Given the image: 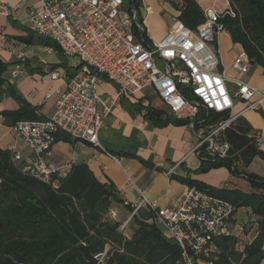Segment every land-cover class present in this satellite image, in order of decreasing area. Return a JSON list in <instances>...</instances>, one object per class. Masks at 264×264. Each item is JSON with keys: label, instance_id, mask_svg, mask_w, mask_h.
<instances>
[{"label": "built area", "instance_id": "built-area-1", "mask_svg": "<svg viewBox=\"0 0 264 264\" xmlns=\"http://www.w3.org/2000/svg\"><path fill=\"white\" fill-rule=\"evenodd\" d=\"M27 1L29 30L52 40L71 69L51 71L43 77L65 84L52 116L20 120L10 126L11 134L30 149L28 157L16 151L14 160L23 161V171L41 182L56 185L55 178L65 176L71 167L52 156L57 133L63 131L73 139L101 146L99 133L104 120L126 95L135 96L150 89L170 116L188 121L186 126L196 136L192 152L206 160L229 157L232 146L226 139V130L246 111L264 115V89L240 78H230L218 52L219 36L225 30L220 18L235 15L228 0L221 9L215 8V4L203 8L205 21L196 29L186 26L176 11L169 31L158 42H151L137 11L125 10L123 0ZM16 8L0 0V14L10 16ZM26 44L3 39L4 49L15 55H20ZM251 66L243 50L232 64L234 70L243 74ZM22 71L16 63L11 79ZM104 81L116 85L106 97L98 92ZM239 104L243 107L237 108ZM152 106L156 108L157 104ZM212 112L223 117L214 119ZM256 138L260 143L263 136L257 132ZM141 207L147 208L161 231L180 246L184 264H214L217 257L209 258L217 250L215 238L239 235L246 224L255 221L249 208L236 209L222 197L188 186L173 206L164 207L158 200L143 196L122 229L128 228ZM241 212L243 219L238 220ZM109 216L116 219L117 211L111 208ZM231 226L238 233L231 231ZM242 244L238 241L235 247L239 249ZM105 255L103 252L96 256L98 264L104 263Z\"/></svg>", "mask_w": 264, "mask_h": 264}, {"label": "trees", "instance_id": "trees-1", "mask_svg": "<svg viewBox=\"0 0 264 264\" xmlns=\"http://www.w3.org/2000/svg\"><path fill=\"white\" fill-rule=\"evenodd\" d=\"M228 1L235 15L226 14L220 22L233 44L240 46L254 66L264 71V0ZM123 2V7L131 4L143 21L142 0ZM172 4L186 26L196 29L204 23V9L198 0H174ZM35 37L52 42L33 32L20 39L32 43ZM8 70L9 64L0 57V102L13 96L19 103L18 108L1 112L3 124L10 127L20 120L44 119L35 105L16 94L7 77ZM146 116L158 125L188 123L150 105ZM212 117L219 119L223 115L212 112ZM256 133L248 121L240 118L226 130V139L232 146L229 157L202 158L195 170L208 172L227 166L233 175L248 180L251 191L217 188L190 176H173L183 184L230 201L236 209L249 208L255 217L241 234L215 238L217 250L209 258L217 257L214 264H262L264 260V177L244 169L255 158L264 159ZM56 140L76 139L59 131ZM15 153L0 147V264H98L96 256L103 252H106L103 264H184L180 246L161 231L147 208L138 209L131 219L138 227L130 236L125 233L122 224L109 216L110 209L120 202L116 196L118 189L111 181L101 182L87 164H73L65 176L55 178L54 185L26 174L23 161L14 160ZM128 209L132 213L135 207L128 205ZM254 228L253 239L243 241ZM238 241L243 243L239 249L235 247Z\"/></svg>", "mask_w": 264, "mask_h": 264}, {"label": "crops", "instance_id": "crops-1", "mask_svg": "<svg viewBox=\"0 0 264 264\" xmlns=\"http://www.w3.org/2000/svg\"><path fill=\"white\" fill-rule=\"evenodd\" d=\"M1 1L9 6L17 7L10 16L0 14V57L9 64L7 73L9 82L14 90V85L18 88L20 95L15 90L18 96H22L37 107L41 116L50 117L55 112L56 102L60 93L64 91L65 84L62 80L52 78L44 80L43 77L51 71L63 72L69 67L67 59L59 49L54 47L52 40L48 42L38 37H35L32 43H27L20 55L12 54L4 49V38L22 41L20 38L29 35L31 31L27 26L28 1ZM142 1L144 3L143 23L149 39L151 42H158L169 31L176 9L168 3L166 8L170 14L165 11V17H155V21L149 24L147 10H145L147 0ZM221 37L222 33L219 36L218 52L227 75L264 89L263 69L252 65L250 70L254 71L253 74L242 77L244 74L232 67L238 53L242 51L241 47L233 44V51L228 52L227 49L220 51ZM16 63L21 65L23 71L17 78L11 79V69ZM231 72H233L232 76L229 75ZM115 88L114 83L104 81L98 87V92L102 97H106L113 93ZM153 104H157L156 108L167 111L165 105H160V100L150 89L135 96H123L104 120V126L99 133L101 146L84 140L74 142L59 140L52 147V156L56 161L69 163L70 166L87 164L101 182L111 181L116 186L118 189L116 196L120 200L113 206V209L117 211L116 220H119L118 217L123 213L122 211L130 213L128 205L135 207L143 196L158 200L159 204L164 207L176 204L188 185L181 183L173 176H190L205 182L200 179L199 175L193 173L202 161V158L192 152L196 142L194 132L186 125L172 123L158 125L150 121L146 116L147 107ZM18 107L19 103L13 96H7L0 102V147L21 152L24 157H28L30 154L28 145L23 140L15 138L10 132V127L3 124L2 119L3 110ZM241 107H243L242 104H239L237 108ZM242 118L249 122L254 131L262 134L263 138L259 145L264 151V115L255 110H248ZM261 161L263 162H259V165L262 169L252 173L264 177V159ZM175 166V170L169 174ZM248 184L247 189H241L238 184L229 188L251 191L250 183ZM224 186L226 185L221 187ZM242 215V212L238 214V220L243 219ZM231 231L238 233L235 226H231ZM254 235L255 228L246 237L247 240L251 241Z\"/></svg>", "mask_w": 264, "mask_h": 264}, {"label": "rangeland", "instance_id": "rangeland-1", "mask_svg": "<svg viewBox=\"0 0 264 264\" xmlns=\"http://www.w3.org/2000/svg\"><path fill=\"white\" fill-rule=\"evenodd\" d=\"M172 1L174 0H147L146 4H145V10L147 13V21L148 23H152L155 21V17L157 18H161V17H165L166 13L165 11L169 13V10L166 8V5L168 3L172 4ZM199 3L202 5L203 8H207L208 6H213L215 4V8L217 9H221L224 8L226 6V0H198ZM143 3V1H142ZM144 5V3H143ZM175 8V6H173ZM124 9L127 11H133V7L131 4L126 3L124 5ZM176 9V8H175ZM177 11V9H176ZM176 13V12H175ZM139 14H142V10L139 11ZM167 14V16H168ZM224 49H227L228 52L233 51L234 50V46H233V42L231 40V37L228 33V31L225 29L222 32V37L220 38V51ZM252 68V66H251ZM253 70L251 69L250 72L242 75V77L244 76H249L253 74ZM229 75H233V72H231ZM161 106H163V104H160ZM166 107V106H165ZM262 159H260L259 157L256 158L254 161H252V163L248 166L245 167V171L246 172H250L252 173L253 171L258 169H262L260 168L259 162H263L261 161ZM193 173L199 175L200 179L216 186L217 188H222V185H226L224 187H235L236 184H238L240 186L241 189H247V187H249L248 181L246 180V178L242 177V176H238V174L233 175L230 171V169L227 166H221V167H217V168H213L208 172H197V171H193ZM123 213L119 214V222L123 225L124 222L128 219L130 213H128L127 211H122ZM121 225V226H122ZM138 227V224L136 221H130V223L128 224V228L125 230V233L127 235H131L133 233V231Z\"/></svg>", "mask_w": 264, "mask_h": 264}, {"label": "water", "instance_id": "water-1", "mask_svg": "<svg viewBox=\"0 0 264 264\" xmlns=\"http://www.w3.org/2000/svg\"><path fill=\"white\" fill-rule=\"evenodd\" d=\"M251 64L252 65H254V63L251 61ZM14 88H15V90H16V92H17V94H19L20 95V92L18 91V88L16 87V85H14Z\"/></svg>", "mask_w": 264, "mask_h": 264}]
</instances>
